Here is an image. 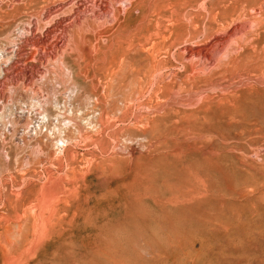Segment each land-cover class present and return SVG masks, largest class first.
<instances>
[{"label": "rangeland", "instance_id": "obj_1", "mask_svg": "<svg viewBox=\"0 0 264 264\" xmlns=\"http://www.w3.org/2000/svg\"><path fill=\"white\" fill-rule=\"evenodd\" d=\"M31 1L0 13V264H264V62L230 67L233 76L218 75L183 106L166 87L187 75L182 51L206 47L205 21L191 42L196 29L182 22L186 39L176 41L175 8L160 14L149 3L143 11L151 17L137 32L100 40L102 53L81 66L82 51L52 65L46 53L60 28L47 38L42 25L28 33L29 22L68 0ZM259 3L260 25L238 12L210 35L215 42L244 25L243 63L264 49ZM136 21L137 14L129 18ZM132 34L147 40L133 42ZM33 35L47 42L37 45ZM128 55L157 66L140 93L119 99L113 76ZM186 111L197 118L188 127L176 119Z\"/></svg>", "mask_w": 264, "mask_h": 264}, {"label": "bare ground", "instance_id": "obj_2", "mask_svg": "<svg viewBox=\"0 0 264 264\" xmlns=\"http://www.w3.org/2000/svg\"><path fill=\"white\" fill-rule=\"evenodd\" d=\"M2 1L8 2L6 0H2ZM10 1H11L10 5L8 3V5H6L5 7L0 6V13L3 10H6V11L8 10L11 13H15V12L20 10L19 8H20V6H22L21 4H23L26 0H10ZM252 1L253 0H230V1H225V2L221 1L222 3H219L218 0H90V1H88V0H68L66 3L64 2L65 4L63 3L64 5H61L60 7L53 8V9H50L46 12L38 14L39 16L36 20L29 22L30 29H28L29 30L28 33L33 34L34 30L39 29V26L42 25L41 30L46 33L45 37L49 38V37H55V35H57V33L59 31L57 28H60L61 35L59 36V38L61 40L57 44L55 43L56 45H54L52 47V50H50L46 53L47 62L48 63L52 62V65H53V63L55 64L54 61L58 60L60 54H62V55L67 54L70 56V54H74V53H78L79 51H82V54H79V56H77V61L75 63L76 66L78 67V66H81L82 64H84L87 61V57L90 56L91 54L92 55L93 54L98 55V54L102 53V50L100 49V45H99L100 40H103V41L107 40L109 42H113L114 39L116 40L119 38L118 35L124 36L127 34H131L133 31L137 32V30H139L140 26L142 25L143 21L146 20L147 18L151 17L150 12L143 11L146 6H149L148 5L149 3H155L156 2L157 3L156 5H159L158 10H160V14H161V12H164L167 8H175L176 15L174 14V16L172 18L173 19L172 22H174V25L171 26L169 28V30L173 31L172 35L171 34L170 35L176 41L183 40L185 38L184 33L187 30V28L184 27L182 22H188L189 23L188 25H191V26L195 27V29H196L195 30L196 33L191 35L189 37V39L187 40V41L191 42L195 39L200 38L199 37L200 33L197 34V30H198L197 26H200V24L204 23V21H205L206 22L205 28L203 27L205 33L202 34L203 38L201 40H203L205 42L204 44H206V47L200 48V49H194L192 47L184 49L182 51V56H183L182 58H183V61L185 62L184 65L186 66L185 68H186V74L187 75L185 76L184 79H181L179 82L174 81L170 84V86L166 87L168 92H170L171 94H173V96H176L178 98V102H177L178 104L190 107L195 102L186 104L185 98L187 96L191 97L192 94L196 90H200L202 86L213 84L216 81V77L220 74L226 78H228V76L230 74L233 76V74L230 73L232 66L233 67L238 66L240 68H243L244 70L245 69H258V68L263 66L262 65V62H264V49L263 48H262L263 50L261 51V53L258 54V59L256 58L255 63L249 62V61H248L249 63H245V62L243 63L242 56L239 55V52L243 48L242 46H243V42L245 41V36L247 35L246 34L244 37L242 35L243 33L246 32V29H247L246 27H244V25L243 26H237L236 25L235 27L232 28V30L230 32L225 34L223 37L217 38L215 40V42L213 41V37L211 39V36H210L214 27H219L220 25L224 26L225 24H227L228 21H233V18H236V16H237L236 14L238 12H239V14H238L237 18H240V17L245 18V20H246L245 22H247V23H248V21L252 22L254 25L259 24V22L262 23L263 18H262V16H259V15H261L260 12L263 11V10L259 11L260 8L262 7V5L259 3V2H261V0H256V2L258 4H254V5L251 4ZM33 2H36V4H37L38 1L32 0L30 3H33ZM4 4H6V3H4ZM258 5H260L261 7ZM30 6H31V4H30ZM26 9H28V8H26ZM32 9H33V12H31V14L37 15V12L34 10L35 6ZM193 9L194 10L196 9V11L194 13L192 11ZM134 14H137V21L130 25L129 24V18H131L132 15H134ZM244 24H246V23H244ZM250 25H252V24H250ZM147 29H149V28H147ZM162 29H164V28H162ZM251 29H250V31H252ZM23 31H24V29H23ZM24 33H26V31ZM251 33L253 34V32H251ZM34 34H36V33H34ZM222 34H224V33H222ZM249 34H250V32H249ZM138 36H139V34H132V41L133 42L136 41L137 43L140 44V43H143L147 40L146 39L147 37L141 38ZM45 37L42 38V37H39L38 35H33V37L30 40H32V42L36 43L37 45H40L43 42H45V43L47 42V40H46L47 38H45ZM163 38H164V35H163ZM258 38H259V36H258ZM209 39H211L212 41ZM68 40H69V42L70 41L74 42V44L76 43L77 44L76 47L70 48V49L66 48V43H68L67 42ZM88 40H93L94 45L92 44L91 46L84 48L83 45ZM165 40H166V38H165ZM27 41H29V39ZM81 43L83 44L82 46H80ZM165 43L163 45H165ZM159 45H160V42H159ZM22 46H23V44H22ZM13 47H14V45H13ZM253 47L255 48V46H253ZM158 48H159V46L157 47V46L153 45V47L151 48L152 54H155L159 50ZM160 48H163V47L161 46ZM22 51H23V47H17V50L15 53H16V55H18L19 53L21 54ZM159 51H158V53H159ZM137 57H138V55H137ZM115 63L113 61L110 63V65L113 67L115 65ZM16 64H18V62ZM13 66H11V65L10 66H3L2 70L4 72H7V69L13 68ZM156 66H155V64L150 63L146 58H142L141 56L139 57L138 60L134 59L133 57L131 58L129 55L127 57H124L121 60V63L119 65V74L116 73L113 76V81L118 83V85L120 86V89L119 90L117 89L118 91L116 94H118V96H116V97H118V98L120 97L121 99H128L130 97L132 98V96H134V94L140 93L142 88H143V84L148 79V75L153 73L156 70ZM230 67H231V69L229 70ZM37 73H34V74H37ZM22 75H25V74H23V72H22ZM19 77H21V76H19ZM10 79L15 80L16 78L12 77ZM237 80H239V79H237ZM6 81H8L7 78H6ZM29 86H32L31 83L28 84V87ZM224 90L226 91V88ZM93 92H94V90H93ZM196 93H198V92H196ZM35 94H36V92H35ZM110 95H112V93L109 94V98H110ZM199 95H200V92H199ZM107 96H108V94H107ZM95 97H97V99H98L97 101H100L99 95H97ZM231 98H232V101L235 99V98L233 99V97H231ZM224 99H223V101L226 100V99L225 100ZM204 100L205 99L202 98L199 103L206 104L205 101L208 102L207 99L205 101ZM230 103H231V99H230ZM230 106L231 105H229V107ZM237 109H238V107H237ZM249 109H252V108H249ZM256 109H257V107H256ZM193 112L188 113L186 111V112L182 113L180 116L177 115L176 119L178 120V123L187 124L186 125L187 127H188V125H190V123L191 124L195 123L194 121H196L197 118H195L194 121L191 122L192 119L194 118V115L196 116V114H192ZM258 113H260V112H258ZM207 115H206V117H207ZM261 116H263V114ZM163 117H162V115L160 116V118H163ZM202 119H203V117H202ZM207 119H208V117H207ZM218 119L219 118H216L214 120L217 121ZM219 122H220V120H219ZM215 126L216 127L218 126L217 128H221V126H219V125H215ZM204 127L207 128L206 124ZM235 127H236L235 130H237L238 126H235ZM235 127L233 126V129ZM229 128L230 127H228V129ZM225 129H227L226 126H225ZM154 131H156V129ZM184 132H185V130H184ZM188 132H190V131L188 130ZM232 132H234V130ZM235 132H237V131H235ZM144 133H146V131H144ZM186 135H187V133H186ZM187 136L190 137V135H187ZM58 142H62L63 144L65 143V141L64 142L58 141ZM220 169H221V167H220ZM77 207H78V205H77ZM69 226H70V222H69Z\"/></svg>", "mask_w": 264, "mask_h": 264}]
</instances>
